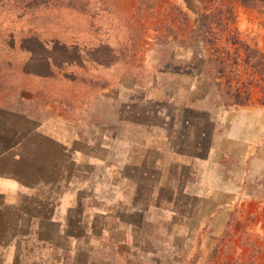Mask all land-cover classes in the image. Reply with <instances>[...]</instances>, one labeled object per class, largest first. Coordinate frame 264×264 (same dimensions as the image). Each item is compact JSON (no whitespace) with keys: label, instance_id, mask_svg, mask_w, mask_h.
Masks as SVG:
<instances>
[{"label":"rangeland","instance_id":"374dc122","mask_svg":"<svg viewBox=\"0 0 264 264\" xmlns=\"http://www.w3.org/2000/svg\"><path fill=\"white\" fill-rule=\"evenodd\" d=\"M246 2L0 0V183L29 201L0 193V264H264V0ZM230 46L235 71L211 67Z\"/></svg>","mask_w":264,"mask_h":264},{"label":"crops","instance_id":"0c3cea01","mask_svg":"<svg viewBox=\"0 0 264 264\" xmlns=\"http://www.w3.org/2000/svg\"><path fill=\"white\" fill-rule=\"evenodd\" d=\"M19 182L15 179H6V180H3L1 181L0 183V193L5 195V202L8 204V205H13L15 206L16 208L19 209V211H22V213L24 214V216H28V212L25 210V207L28 205V199L26 201V198L25 197H21L19 195ZM32 200L36 201L35 198H31ZM39 203V206H38V209H39V214H34L32 216H30V218L32 219H39L40 221V224H41V220L42 219H50L51 221H54L57 219V216L54 215L55 213V210L58 209L59 212L63 213V217L64 218H68V212L69 209L67 206V202H66V199H62V201L60 202L61 204H59L57 206V202L55 204V207L52 211L51 214L49 215H42V211L46 212L47 209V204H48V201L47 199H45L43 202L42 201H37ZM55 203V202H54ZM63 204H66L65 206ZM70 204V202L68 203ZM57 212V211H56ZM72 217V216H71ZM46 252H44L42 249L41 250H37V249H24V251L22 253H20V257H21V264H49L47 262V259H46ZM11 261V264H13V262L15 261L16 262V257L13 256V258L10 260ZM14 262V264H15Z\"/></svg>","mask_w":264,"mask_h":264},{"label":"trees","instance_id":"16d2710c","mask_svg":"<svg viewBox=\"0 0 264 264\" xmlns=\"http://www.w3.org/2000/svg\"><path fill=\"white\" fill-rule=\"evenodd\" d=\"M243 1L244 3H247L246 0H241ZM223 10H221V13H222ZM231 12H232V15H231ZM224 13V12H223ZM225 14H226V11H225ZM224 14V15H225ZM234 10L232 8H228L227 9V17L228 19L229 18H233L234 17ZM207 17V16H206ZM204 28H208L206 25L203 26ZM224 30V28H223ZM229 33H233L234 34V31L235 30H232L231 29V26H230V29H228ZM240 41L236 40L235 39L233 40V44L234 45H237V43H239ZM210 43V42H209ZM230 42L227 43V45L229 44ZM212 44V43H211ZM214 45V43H213ZM226 45V46H227ZM59 47H56V50H58ZM247 50H251V48H249V46H246ZM239 49H236L235 46L232 47L230 46L229 47V51L228 52H225V50H223V53L226 54V58H224V56L221 58L220 57V54L217 53V49L216 48H213V52L211 54V57H210V65H212L211 67H214L215 64L217 63H222V64H226L227 66H229L231 69L230 71L234 72L235 71V65L239 64V56H240V53H239ZM258 54L261 56V54L258 52ZM258 54H255L253 53V55H250L251 57L253 58H256L258 57ZM249 63V62H248ZM51 69V67H50ZM27 73H35L37 75H42V76H50V75H53L54 74V70H52V72H32L30 70H27ZM217 78H220V79H225L227 81V86H228V90L226 91V94L229 95V96H236V97H240L242 94H245V96L247 97V99H250L251 98V90H252V87L249 86L247 89L245 90H242V86L238 84V82L240 80H238L236 83L234 82V77H231L230 76V72L227 71V67H224V68H220L217 72ZM251 85V83H250ZM245 88H246V84H245ZM241 104H244V103H241ZM6 150L0 152V157L4 156L6 154Z\"/></svg>","mask_w":264,"mask_h":264}]
</instances>
